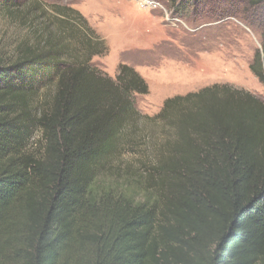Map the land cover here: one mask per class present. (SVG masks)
<instances>
[{"label": "trees", "instance_id": "1", "mask_svg": "<svg viewBox=\"0 0 264 264\" xmlns=\"http://www.w3.org/2000/svg\"><path fill=\"white\" fill-rule=\"evenodd\" d=\"M0 13L26 29L0 55V264H264L262 99L217 83L148 118L132 67L112 79L90 65L107 48L77 10L0 0ZM262 39L249 67L264 83ZM142 117L171 138L105 180Z\"/></svg>", "mask_w": 264, "mask_h": 264}, {"label": "rangeland", "instance_id": "2", "mask_svg": "<svg viewBox=\"0 0 264 264\" xmlns=\"http://www.w3.org/2000/svg\"><path fill=\"white\" fill-rule=\"evenodd\" d=\"M48 11L69 6L87 20L107 51L90 65L114 79L120 65L132 67L146 82V94H133L137 111L153 118L166 99L197 92L212 84H230L264 101V83L251 72L262 47L264 0H201L177 6L171 0H36ZM191 3V4H190ZM26 34L14 19L0 13V55L10 56ZM127 131L118 158L105 180L119 185L127 170L157 160L171 138L162 120L142 117ZM38 134L28 150L37 153ZM144 177L139 182L145 184ZM128 183L137 185L135 180Z\"/></svg>", "mask_w": 264, "mask_h": 264}]
</instances>
